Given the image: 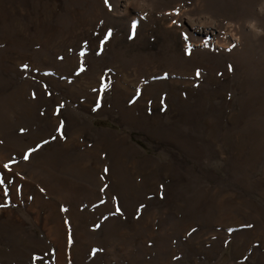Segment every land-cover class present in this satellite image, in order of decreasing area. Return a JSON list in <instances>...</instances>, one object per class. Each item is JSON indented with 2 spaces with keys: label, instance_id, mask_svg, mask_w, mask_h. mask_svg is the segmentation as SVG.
<instances>
[{
  "label": "rangeland",
  "instance_id": "1",
  "mask_svg": "<svg viewBox=\"0 0 264 264\" xmlns=\"http://www.w3.org/2000/svg\"><path fill=\"white\" fill-rule=\"evenodd\" d=\"M108 5L0 0V264H264V0Z\"/></svg>",
  "mask_w": 264,
  "mask_h": 264
},
{
  "label": "snow or ice",
  "instance_id": "2",
  "mask_svg": "<svg viewBox=\"0 0 264 264\" xmlns=\"http://www.w3.org/2000/svg\"><path fill=\"white\" fill-rule=\"evenodd\" d=\"M105 4L106 5H108V0H105ZM109 6V8H111V6L110 5H108ZM178 14V13H177ZM173 23H176V21H173ZM133 28H135V22H133ZM111 35V30H109V33H108V36H110ZM108 36H106L105 37V40H107L108 39ZM185 39H187V37H185ZM102 44L104 43L103 41L101 42ZM190 47V46H189ZM84 53L82 52L81 53V55H83ZM24 67L26 68L27 67V65H24ZM81 70H83V69H81ZM197 75L199 76V70H197ZM23 131V130H22ZM58 131H59V129H58ZM45 143H47V141H45ZM39 147V146H38ZM30 151H32V150H30ZM28 158V156H27V154H25V159H27ZM4 168L5 169H7L8 168V164H5L4 165ZM105 171H107V169H105ZM4 181L3 180H0V183H3ZM62 210H65L66 211V209H62ZM120 211V209L119 208H117V212H119Z\"/></svg>",
  "mask_w": 264,
  "mask_h": 264
},
{
  "label": "trees",
  "instance_id": "3",
  "mask_svg": "<svg viewBox=\"0 0 264 264\" xmlns=\"http://www.w3.org/2000/svg\"><path fill=\"white\" fill-rule=\"evenodd\" d=\"M94 123H95V124H101V122L98 121V120H94ZM110 127H111V126H110Z\"/></svg>",
  "mask_w": 264,
  "mask_h": 264
}]
</instances>
